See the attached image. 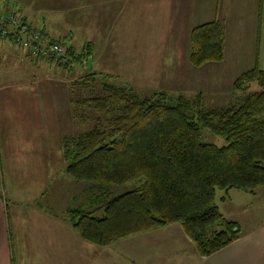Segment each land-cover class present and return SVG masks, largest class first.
<instances>
[{"label":"crops","instance_id":"0c3cea01","mask_svg":"<svg viewBox=\"0 0 264 264\" xmlns=\"http://www.w3.org/2000/svg\"><path fill=\"white\" fill-rule=\"evenodd\" d=\"M9 1L21 19L49 37L51 30H90L91 34L99 30L100 38L108 37L109 30H126L127 36L136 34L129 30H158L163 65L186 61L192 76L197 70L187 61L189 32L217 20L223 27L222 59L200 67L220 70L229 78L231 91L233 80L242 72L254 66L264 71V0L4 2ZM138 36L151 41L145 31ZM95 40H88L90 56L108 43L97 45ZM49 64L25 58L10 42H0V264H264V222L240 231L237 239L205 257L197 254L175 223L107 246L82 240L65 215L71 207L69 198L75 199L61 148L74 122L70 86L38 68ZM231 70L234 75H227ZM197 94L203 101L202 92ZM134 237L136 243L127 247L123 257L104 256V249ZM154 239L160 242L153 244ZM107 251L114 253L112 248Z\"/></svg>","mask_w":264,"mask_h":264},{"label":"trees","instance_id":"16d2710c","mask_svg":"<svg viewBox=\"0 0 264 264\" xmlns=\"http://www.w3.org/2000/svg\"><path fill=\"white\" fill-rule=\"evenodd\" d=\"M6 10L0 17L17 14ZM0 27L8 29L1 19ZM12 34L7 30L5 41L11 42ZM90 47L88 42L78 52L65 44L55 66H80ZM222 54L219 21L190 30L191 66L219 62ZM251 83L256 90H249ZM69 86L76 93L72 98L69 93L71 118L92 122L85 131L64 136L61 144L64 173L85 185V200L65 212L82 240L107 246L175 223L205 257L239 237L238 225L220 214L214 198L218 190L254 193L264 187L263 70L254 66L242 72L232 82V93L238 92L235 103L213 108L204 107L199 94L186 98L155 91L142 97L128 87L99 81L94 72ZM201 130L222 137L224 145L205 141ZM129 182L133 188L121 193L108 189ZM99 207L103 211L96 217L91 209Z\"/></svg>","mask_w":264,"mask_h":264},{"label":"rangeland","instance_id":"374dc122","mask_svg":"<svg viewBox=\"0 0 264 264\" xmlns=\"http://www.w3.org/2000/svg\"><path fill=\"white\" fill-rule=\"evenodd\" d=\"M4 1L0 0V12L4 8L14 11L17 9V7L11 5L13 4L12 2L9 1L8 4H5ZM91 31L92 34L90 30H72V32L68 30H51L53 36H50V38L62 40L67 46L71 45L73 50H77L78 52L82 46L88 43L89 38L93 40L99 39L95 40L97 45L103 43V41L108 43L102 45V49H98L96 54L89 55L86 60H83L82 66H79V64L78 67L74 65L68 70L51 63L52 65L49 64L50 67L43 68L39 66L38 68H42L46 72L50 71V76L55 74L56 79L61 78L64 80V83H66L64 85L66 86L78 77L89 72H94L99 81L103 79L107 83L128 87L142 97L150 96L155 91H163L169 95H178L180 93L186 98H192L196 96L197 91H200L203 94L202 104L204 107H225L234 104L236 101L235 94H238V92L232 93L231 87L228 88L229 84H227L229 78L222 74L220 70L214 71L210 70V67L202 69L201 67L189 65L193 70H197L194 76H192L190 70L185 68L186 61H180L179 63L178 60H174L171 63L172 65L168 67L164 66L163 63L165 62H162L161 37L156 34L158 30H129L131 34L136 33L135 36H127L126 30H119L117 32L109 30L108 37L104 34L102 38H100L99 30ZM144 31L147 38L151 40V43L149 40L147 42L144 36H138ZM93 32L95 33L94 36ZM71 34L72 40H69ZM59 36L62 38H58ZM171 48H173V45L168 47L169 54ZM227 75H234V70H231L230 74ZM256 89L257 86L251 83L249 90ZM75 94V92L70 93L71 98L75 97ZM73 120L71 134L85 131L92 124L88 119L85 123H80L77 119ZM200 133L205 141L214 143L217 146L224 145L222 137L213 135L207 130H201ZM69 181L71 182L69 190L73 193L75 199L70 197V203H68L71 208H74L81 205L86 198V193L83 190L85 185L73 182L72 180ZM133 186L134 183L129 182L120 186L111 185L108 189L110 188L109 190L118 194L133 188ZM48 193H46L43 199L48 196ZM222 196H224L223 199H221ZM214 203L223 217L236 222L240 231L255 227L259 223L264 222V187L256 188L254 193L230 189L224 194L218 190L215 194ZM83 208L85 210L89 209L87 206H83ZM99 208L91 209L93 215L96 217L102 214L103 209L102 207ZM135 238L137 237L118 241L112 247L104 249V256L123 257L122 255H126L127 247L134 246L136 243ZM155 242H160V240L154 239L153 244ZM110 248H112L114 253L107 251Z\"/></svg>","mask_w":264,"mask_h":264},{"label":"built area","instance_id":"2783aa9c","mask_svg":"<svg viewBox=\"0 0 264 264\" xmlns=\"http://www.w3.org/2000/svg\"><path fill=\"white\" fill-rule=\"evenodd\" d=\"M19 15H2L1 21L12 31L11 45L22 56L34 60L49 61L55 64L56 59L65 52V44L61 40L50 39L41 34L39 28H29L19 20ZM5 28L0 27V42H4L7 34Z\"/></svg>","mask_w":264,"mask_h":264}]
</instances>
